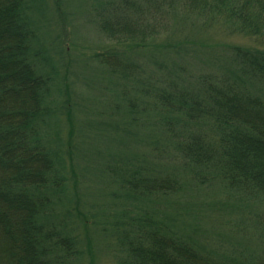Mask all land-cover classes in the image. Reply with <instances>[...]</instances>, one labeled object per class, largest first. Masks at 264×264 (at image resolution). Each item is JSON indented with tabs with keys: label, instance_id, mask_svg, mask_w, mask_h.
<instances>
[{
	"label": "trees",
	"instance_id": "obj_1",
	"mask_svg": "<svg viewBox=\"0 0 264 264\" xmlns=\"http://www.w3.org/2000/svg\"><path fill=\"white\" fill-rule=\"evenodd\" d=\"M148 1H109L119 13L100 9V29L117 44L150 46L161 34L157 20L181 4L187 14L223 25L251 44L222 43L229 57L220 59L218 75L189 81L168 71L143 82L147 100L128 99L131 121L138 112L153 111L160 136L149 152L107 161L104 172L117 185L110 197L120 205L109 217L80 210L74 131L64 144L60 131L57 139L48 132L60 102L54 105V78L44 68L49 58L37 46L26 0H0V264H73L83 252L80 236L100 215L109 222L102 230L118 253L115 264H264V215L255 220L262 232L256 249H223L202 239L206 232L194 226L186 200L207 185L264 201V0ZM93 57L128 79L135 72L132 62L111 50ZM175 66L171 70L186 72L181 63ZM63 86L61 106L69 110Z\"/></svg>",
	"mask_w": 264,
	"mask_h": 264
},
{
	"label": "rangeland",
	"instance_id": "obj_2",
	"mask_svg": "<svg viewBox=\"0 0 264 264\" xmlns=\"http://www.w3.org/2000/svg\"><path fill=\"white\" fill-rule=\"evenodd\" d=\"M109 1L26 0L27 13L38 37L37 46H44L49 58L44 68L54 78V105L60 102L51 116L48 132L57 139L55 134L60 131L64 144L68 132L74 131L73 144L78 146L76 157L80 165V210L90 216L98 210L110 217L117 213L120 205L110 197L117 185L104 172L107 161L121 154L125 157L149 152L154 139L160 136L153 111L138 112L131 121L134 115L127 111L128 99L147 100L141 95L143 82L151 76L160 78L168 71L180 73L189 81H195L202 73L218 75L223 69L220 61L225 63L229 57L222 43L250 45L251 42L223 25L205 21L197 13L189 11L187 14L179 3L174 12L157 20L161 34L154 38V43L129 48L112 41L100 29V9L106 7V14L119 13V9H111ZM133 1L145 6L148 0ZM178 41H181L178 47H163L165 42L168 45ZM103 49L135 65L131 78L112 72L93 57ZM179 63L186 72L171 70ZM63 85L69 92V110L61 106L66 99L60 91ZM66 114L71 116L70 120L66 119ZM186 200L194 209L193 219L189 217L194 226L197 224L206 232L201 237L208 244L243 250L256 249L260 244L261 225L255 220L264 215V201L228 195L223 188L207 185L191 190ZM102 216L97 217L98 223L91 224L90 220L87 233L80 236L83 252L73 264L116 263L118 253L109 249V236L102 230L109 222L102 221Z\"/></svg>",
	"mask_w": 264,
	"mask_h": 264
}]
</instances>
